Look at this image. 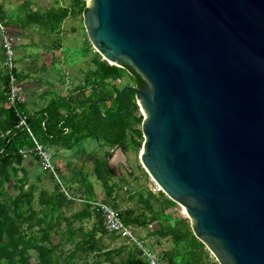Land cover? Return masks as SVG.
Listing matches in <instances>:
<instances>
[{"label": "water", "instance_id": "1", "mask_svg": "<svg viewBox=\"0 0 264 264\" xmlns=\"http://www.w3.org/2000/svg\"><path fill=\"white\" fill-rule=\"evenodd\" d=\"M83 12L95 51L137 81L120 94L141 110L150 179L218 264H264V0H85Z\"/></svg>", "mask_w": 264, "mask_h": 264}, {"label": "trees", "instance_id": "2", "mask_svg": "<svg viewBox=\"0 0 264 264\" xmlns=\"http://www.w3.org/2000/svg\"><path fill=\"white\" fill-rule=\"evenodd\" d=\"M84 7L85 0H53L45 8L32 10L29 3L24 2L22 12L8 15L0 3V24L4 28L9 22L20 27L32 24L40 34L52 36L60 31L61 23L68 17L82 18ZM4 55L0 30V264H102L104 261L109 264H148L135 245L103 228L101 215L90 204L91 200L80 199L86 208L67 214L78 196L71 189L73 193L62 190L55 183V176L41 169L36 156L20 152L21 148L33 146L31 135L19 124V115H24L33 137L48 147L75 149L85 139H91L96 140L100 148H120L123 152L133 149L135 153L143 141L140 129L143 117L134 92L124 94L130 102L129 110L114 115L127 108L126 98L121 96L120 90L129 83L119 86L117 81L127 75L133 86L138 87L132 72L126 67L109 64L95 51L92 67L85 71L82 82H78L70 93H53L45 105L31 113L25 101L14 106L7 103L9 74L3 65ZM14 73L18 82L26 76L17 70ZM88 86L91 89L86 94ZM76 90L80 91L73 92ZM112 152L105 150L102 155L91 154L93 174L105 189L106 198L100 201L118 210L121 219L135 230L156 222L158 228L151 234L168 237L174 244L172 251L158 257L161 261L166 259L163 264H218L209 258V251L193 235L187 218L171 224L167 210L176 203L161 190L155 194L143 187L128 193L130 200L136 196L137 204L142 203L133 208H146L151 212L149 217L139 209L137 215L134 209H118L116 181L124 182V178L114 180L116 171L108 165ZM27 157L36 160L40 172H30L24 164ZM136 159L139 161L137 155ZM140 168L141 174L149 177L141 164ZM44 176L54 181L51 189L44 187ZM29 177L33 179L29 180ZM10 188L18 189V192L11 195ZM84 191L93 193L90 182L87 181ZM89 208L97 216V224L86 229L83 219L91 215ZM53 236H58V240L54 241ZM117 238L122 244L109 247Z\"/></svg>", "mask_w": 264, "mask_h": 264}, {"label": "rangeland", "instance_id": "3", "mask_svg": "<svg viewBox=\"0 0 264 264\" xmlns=\"http://www.w3.org/2000/svg\"><path fill=\"white\" fill-rule=\"evenodd\" d=\"M24 2L29 3L30 9L34 10L36 8H45L49 6L50 4H52L53 0H0L3 9L7 12L8 15L19 12L21 10V5L24 4ZM5 28L7 29L6 31L8 35L12 38V43L14 45L16 69L21 74L26 75L18 83L24 99H26L27 96L26 92L55 91L60 94H66L67 92L70 93L73 90V87L78 82H82L84 80L85 71L88 68L92 67L91 58L93 52H95V49L92 47L89 39L87 38L81 16L73 18L68 17L67 19H65L59 27L60 31L52 36H49L47 34H40L39 32H37L36 25L32 24L20 27L18 24L9 22L7 23V26ZM52 38H55V40L53 39L54 41H52ZM117 82L119 86L128 83L129 85H133L132 80L127 75H125ZM86 88L87 94L88 92H90L91 86H88ZM79 91L80 90H76L73 92L78 93ZM24 93L26 94V96ZM74 96L76 97V95ZM77 96L82 97V95ZM28 107L32 106L28 105ZM139 112L141 113L140 108ZM142 142L143 141H141V143ZM83 144L84 148L90 151L87 152L85 150V153L87 154L86 157H83L81 155L80 157H74L72 160V163L74 165L76 164L77 168L73 170V172L67 173H70L72 180L77 181L75 183H70L71 187H73L71 188V190L73 189L75 195H79V199H82L84 201H92L95 199L104 200L106 198L105 189L103 188L102 184L95 178L91 161V154L95 153L97 155H102L104 153V147L100 148L99 143L96 140L90 141V139H85ZM43 145L46 146V148L52 155L53 148L48 147L45 144ZM140 149V146L136 149L135 156H138ZM82 157L84 160H82ZM112 157L110 156L109 160H112ZM24 164L27 168H29L30 172H40L36 160H34L33 157L25 158ZM135 165L136 164L134 162L131 164L132 169L136 176H139L140 174L137 172L142 169H138L137 171ZM78 166L81 167L79 168ZM130 170L131 168L129 165H127V162L120 166L119 173L122 174L124 182L116 181L118 180L117 174L119 173H117V171L115 170L116 177L114 178V180L117 182L116 190L119 192L117 204L118 209L120 210L124 208L126 203H128V199L123 197L126 193L135 192L142 189L143 187H146L150 192L155 194H159L160 191L154 190L157 189V184H155L151 179L149 182L148 180L150 177H146L145 175H143L142 178L133 179V177L129 175ZM56 172V177L54 179L55 183H57L62 190L71 192V190L69 189L70 185L67 184L66 180L63 179L62 175L57 169ZM44 177V187L51 189L53 187L54 181L49 179L47 176ZM32 179V177H29V180ZM87 181L91 183L93 191V193L91 194L84 191L87 188ZM148 182L151 185L144 186V184H148ZM17 192L18 189H9V193L11 195L16 194ZM96 192H98V194H95ZM143 195L146 196V191L143 192ZM82 200H76L69 211H67V214H70L77 210H81L82 208H86V205ZM129 202L138 206L142 205V203L137 204L136 196L129 200ZM151 202L153 203V199H151ZM141 211L144 212L147 217H149L151 214V212L146 208L139 209V212ZM89 212L91 213V215L83 219V225L86 229H89L93 225L97 224V216L93 213L91 208H89ZM167 212L170 213L169 221L171 222V224L175 223L179 219L187 218L184 209L178 204H176L173 208L168 209ZM76 224L77 221L74 222V225ZM136 228V233L141 239H143L146 247L154 252L158 257H162V254L166 251L173 250L174 244L170 238H161L160 236L151 234L152 230L158 228L156 222L152 221L148 224V226ZM53 240L57 241L58 236H53ZM121 244V239L117 238L109 245V247H116L120 246ZM209 258L215 259L211 253L209 254ZM163 260L162 261L165 263L166 259L164 258ZM102 264L109 263L104 261Z\"/></svg>", "mask_w": 264, "mask_h": 264}, {"label": "built area", "instance_id": "4", "mask_svg": "<svg viewBox=\"0 0 264 264\" xmlns=\"http://www.w3.org/2000/svg\"><path fill=\"white\" fill-rule=\"evenodd\" d=\"M1 30V43L4 49V62L3 65L9 74V89L7 92V103L8 105L14 106L15 104L24 102L25 99L20 91L19 82L15 76L14 71L16 69V57L14 52V45L12 43V38L8 35L5 28L0 24ZM20 125H23L28 133L32 137L33 146L28 148H21L20 152L26 156H36L40 167L43 171H46L56 177V167L52 159V155L36 138L33 137L30 128L26 122V117L24 115H19ZM156 191L160 190L157 186ZM90 204L95 207L101 215L103 228L108 233H115L127 239V242L135 245L141 252L143 258L148 262V264H163V262L158 258V256L146 247L144 241L138 236L135 228L128 223H125L114 207L108 203L102 202L100 200L91 201Z\"/></svg>", "mask_w": 264, "mask_h": 264}, {"label": "crops", "instance_id": "5", "mask_svg": "<svg viewBox=\"0 0 264 264\" xmlns=\"http://www.w3.org/2000/svg\"><path fill=\"white\" fill-rule=\"evenodd\" d=\"M61 1V0H60ZM65 2H68V0H65ZM27 93V96H26V99H25V102H26V108L29 112H33L35 109H38L39 107L43 106L46 104L47 100L50 98V96L53 94V93H56V92H26ZM28 105L32 106V107H28ZM90 141H93L90 139ZM95 141V140H94ZM84 142V141H83ZM83 142L78 146V147H75V149H67V148H63V147H55L53 148V162L56 164V169L60 172V174L62 175L63 179L66 180L67 184H69V189L73 188L71 187V184L70 183H75L76 181L72 180L71 178V175L70 173L73 172V170H75L77 168L76 164L74 165L72 163V160L74 157H80L81 155L84 157V154H85V148H84V144ZM105 150H109V151H113L112 152V160L110 159L108 161V165L111 167V168H114L117 173H119L120 171V166L122 164H125V162H127V165L130 166L131 170L129 172V175H131L133 177V179H139V178H142L143 174L141 175V170L138 171V169H141L140 168V163L139 161L136 159V156H135V153H134V150L133 149H129L127 152H123L120 148H116V149H111V148H107V147H104V151ZM87 152H89L90 150H86ZM82 157V160H84ZM132 158V160H131ZM135 163L136 165V168H137V173H139L140 175L139 176H136V174L134 173L133 169H132V166L131 164L132 163ZM79 168L81 166H78ZM142 167V166H141ZM67 172H70L69 174ZM133 172V173H132ZM122 174H117V177H121ZM150 182V178L148 180ZM148 182V184H144V186H148V185H151L150 183ZM145 183V182H144ZM73 190V189H72ZM95 194H98V192H96ZM130 194L126 193L125 196H123L124 198L128 199V203H126V205L124 206V209H134V213L137 215L139 214L138 212V207H134V204H132L131 202H129L130 200ZM78 196L76 200H80L79 199V195H76Z\"/></svg>", "mask_w": 264, "mask_h": 264}]
</instances>
